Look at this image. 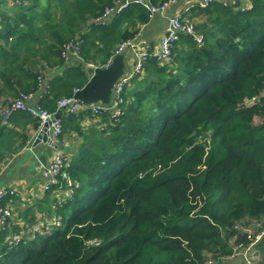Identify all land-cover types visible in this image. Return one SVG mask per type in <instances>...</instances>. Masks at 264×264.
<instances>
[{"label": "trees", "instance_id": "16d2710c", "mask_svg": "<svg viewBox=\"0 0 264 264\" xmlns=\"http://www.w3.org/2000/svg\"><path fill=\"white\" fill-rule=\"evenodd\" d=\"M11 1L0 0V101L44 86L37 103L51 113L85 85L88 64H105L115 44L135 36L124 25L148 21L135 3L93 25L114 0ZM248 1L242 11L196 5L201 43L180 36L168 62L147 60L117 120L105 115L82 129L95 118L63 114L61 136L76 132L82 144L61 171L74 186L56 208L60 225L12 247L13 232L0 228V264H230L236 226L251 230L242 246L256 239L264 228V0ZM76 38L79 61L70 65L61 52ZM54 68L61 72L47 74ZM9 132L0 122V159ZM254 248L264 264V232Z\"/></svg>", "mask_w": 264, "mask_h": 264}, {"label": "crops", "instance_id": "0c3cea01", "mask_svg": "<svg viewBox=\"0 0 264 264\" xmlns=\"http://www.w3.org/2000/svg\"><path fill=\"white\" fill-rule=\"evenodd\" d=\"M203 0H177L166 13H159L154 15L144 24L136 23L135 26L124 25L123 31L128 29L132 31L135 29V36L130 39L138 45V49L148 48L154 49L165 31L167 19L174 14L192 25L204 21V17L197 15L194 7ZM217 2H229V0H215ZM7 5L12 6L13 2L7 0ZM192 8L194 10H192ZM114 15L107 19L108 24ZM89 24L96 25L92 21ZM95 44L101 46V42L94 40ZM117 44L113 47V52H116ZM111 56L112 58L116 55ZM125 58V75L131 73L136 56L134 52L126 48L124 51ZM105 55V53H104ZM103 57V56H102ZM109 59V60H110ZM67 63L75 65L79 61L73 56L67 58ZM104 65V64H103ZM80 66V65H79ZM87 70L92 68L87 67ZM89 73V76L92 74ZM61 68H54L47 72V74L60 73ZM46 74V75H47ZM44 87V86H43ZM41 87L39 93L32 96L29 104L37 103L40 95L44 92ZM3 103L0 101V106ZM65 114L61 112L60 118ZM81 114H90L81 112ZM25 114L16 113L8 125L9 134L3 137L4 145L7 148L3 151V156L0 159V188H11L16 192V195L10 201L5 203L8 207L11 217L8 219L7 226L11 234L19 235L23 240H29L31 237V229L37 223L39 218L45 217L50 219L56 201L60 198L66 200L69 198L67 192L64 190L45 192L42 190V178L40 169L36 165L38 158L43 157L45 164L57 153H61L65 157V161L73 159L78 153L82 137L73 131L53 137L49 125L40 126L35 118L26 117ZM99 119L85 118L80 126L82 129L87 128L91 124H97ZM50 231H45L42 234H48ZM12 235V236H13ZM11 236V235H10ZM258 253V252H257ZM230 264H241V259L236 254L227 258Z\"/></svg>", "mask_w": 264, "mask_h": 264}, {"label": "built area", "instance_id": "2783aa9c", "mask_svg": "<svg viewBox=\"0 0 264 264\" xmlns=\"http://www.w3.org/2000/svg\"><path fill=\"white\" fill-rule=\"evenodd\" d=\"M177 0H166L160 3L159 5H151L149 0H114V2L104 8L102 15L93 20V23L96 25H105L107 19L112 15L125 10L130 4L135 3L141 5L148 12V19H151L154 15L159 13H166L168 9L176 3ZM213 0H203L197 4L201 8H205ZM222 5H227L233 9H238L240 11L249 7L248 0H229V2H222ZM180 36H190L198 44L201 43L203 37L198 34L194 26L191 23L185 22L180 15H172L167 19V24L164 33L160 37L156 47L154 49H138V45L132 40H128L120 43L117 46L115 54L123 52L126 48L131 49L135 56L136 60L134 62L131 73L128 75H123L112 88V94L110 102L107 105L101 103H91L85 104L82 101H79L74 98V93L78 90H74L72 95L69 97L61 98L56 102V112L51 113L46 109H43L38 105V103L29 104L32 99L31 94L19 93V95L6 103L5 105L0 106V122L1 125L7 126L10 123L11 118L16 113H26L31 117L38 120L39 125H49L53 137H58L62 132V123L60 118H55V114L58 111L64 112L66 115H77L81 112H86L95 119H100L103 116L107 115L110 119H115L121 115V107L124 103L123 93L125 87L128 85L129 80L136 74L141 72L143 64L149 59H156L160 63H166L170 60L173 48L176 42L179 40ZM79 38H76L66 44L61 52V57L67 59L69 56L77 58V49L80 44ZM78 59V58H77ZM111 62V59L108 60L104 65H92L88 64L87 66L95 69L97 67L107 68ZM41 76H38V80L41 81ZM65 162V157L61 153L55 154L50 161L40 166V175L42 178V190L45 192L61 191L64 190L67 192L70 197L73 192V182L66 177L65 174L61 173L63 165ZM62 176L64 179L65 186L63 183L58 180L59 176ZM16 195V192L11 188H0V228L7 226L8 219L11 217V213L7 206H3L2 203L5 199L10 201ZM64 199L60 198L56 201L54 205L53 212L50 219L45 217L39 218L37 223L31 229V237H34L35 234H42L45 231H50L53 228H56L60 225L59 218L56 216V208L60 207L64 203ZM240 234H250L251 230L249 227L236 226ZM263 230L256 236V239L248 244L247 246H239V251L236 253L237 256L241 259V264H258L254 260L258 254L254 248L255 242L263 234ZM23 239L19 235L7 236L5 243L7 246L12 247L19 244ZM206 264H214L212 260H208Z\"/></svg>", "mask_w": 264, "mask_h": 264}, {"label": "water", "instance_id": "95a60500", "mask_svg": "<svg viewBox=\"0 0 264 264\" xmlns=\"http://www.w3.org/2000/svg\"><path fill=\"white\" fill-rule=\"evenodd\" d=\"M124 58V52H119L112 58L107 68L97 67L93 69L85 85L74 93V98L85 104L101 103L107 105L110 102L114 84L125 73ZM60 115L61 111H58L54 116L55 118H60ZM36 165L38 170L41 165H45L43 157L38 158ZM242 241V235L238 233L232 244L234 247H239ZM256 254H258L257 251Z\"/></svg>", "mask_w": 264, "mask_h": 264}, {"label": "rangeland", "instance_id": "374dc122", "mask_svg": "<svg viewBox=\"0 0 264 264\" xmlns=\"http://www.w3.org/2000/svg\"><path fill=\"white\" fill-rule=\"evenodd\" d=\"M259 122H260V119H259V118H255L254 123L257 124V123H259ZM55 229H56V228H53L52 231H54Z\"/></svg>", "mask_w": 264, "mask_h": 264}]
</instances>
